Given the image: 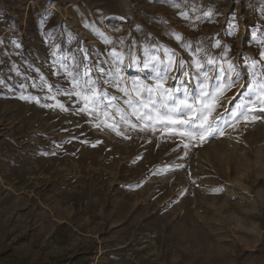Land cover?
<instances>
[{
	"label": "rangeland",
	"instance_id": "374dc122",
	"mask_svg": "<svg viewBox=\"0 0 264 264\" xmlns=\"http://www.w3.org/2000/svg\"><path fill=\"white\" fill-rule=\"evenodd\" d=\"M184 41L240 66L216 112L235 110L264 0H0V264H264V113L201 140L134 117L109 128L65 94L67 72L111 68L113 49L127 81L165 48L190 63Z\"/></svg>",
	"mask_w": 264,
	"mask_h": 264
},
{
	"label": "snow or ice",
	"instance_id": "6c2138e0",
	"mask_svg": "<svg viewBox=\"0 0 264 264\" xmlns=\"http://www.w3.org/2000/svg\"><path fill=\"white\" fill-rule=\"evenodd\" d=\"M175 39L180 41L181 36L176 34ZM105 43L111 41L105 40ZM216 46H219V41ZM181 47L192 54L190 63L181 58L177 64L178 54L167 48L163 49V60L153 57L141 62L144 68L151 69L153 73L148 81L125 80L121 67L123 55L113 49L109 53L111 60L102 62L113 67L105 69L99 64L92 67L84 64V70L78 71L76 75L67 72L71 88L65 94L74 95L78 98L77 102H83L79 111L106 117L102 123L109 128L116 129L121 123L128 124L134 117L145 122L146 126L160 123L165 128L171 126L173 135L199 137L201 140L217 133L223 134L221 122L234 126L240 119L246 120L250 115L256 118L254 114L257 111L264 113V51L260 53V61L244 57V60L250 61L245 66L249 75L246 85L242 86L243 92L237 95H245L246 98L235 106V110L229 112L225 109L224 113H217L216 109L221 105L224 94L239 85L244 78L238 70L240 66L208 53L201 59L199 54L202 49L197 47L192 51L188 41H184ZM186 63L192 72L186 70ZM75 67L79 69L81 65L77 63ZM173 69L178 75L171 76V79L177 84L169 87L168 80ZM213 71L215 77L209 75ZM193 82L195 86L190 87ZM104 85L115 88L120 95L109 93ZM108 120L112 123H108Z\"/></svg>",
	"mask_w": 264,
	"mask_h": 264
},
{
	"label": "trees",
	"instance_id": "16d2710c",
	"mask_svg": "<svg viewBox=\"0 0 264 264\" xmlns=\"http://www.w3.org/2000/svg\"><path fill=\"white\" fill-rule=\"evenodd\" d=\"M3 16H5V19H6V21H8V22H10V21H12V18H11V16L8 14V13H6V14H3ZM10 246L9 247H7L6 249H5V251H3V252H0V254H4V253H6V252H8V251H10ZM87 253V249H85V248H81L78 252H76V256L77 257H79V256H81L83 253ZM69 258H68V255L67 256H63V257H61L59 260H58V263L60 264L62 261H66V260H68ZM7 264H23V263H21V262H19V261H15V262H8Z\"/></svg>",
	"mask_w": 264,
	"mask_h": 264
}]
</instances>
